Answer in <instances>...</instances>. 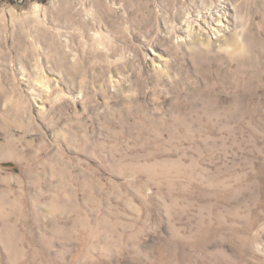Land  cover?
Listing matches in <instances>:
<instances>
[{"label": "rangeland", "instance_id": "374dc122", "mask_svg": "<svg viewBox=\"0 0 264 264\" xmlns=\"http://www.w3.org/2000/svg\"><path fill=\"white\" fill-rule=\"evenodd\" d=\"M0 264H264V0H0Z\"/></svg>", "mask_w": 264, "mask_h": 264}, {"label": "bare ground", "instance_id": "6f19581e", "mask_svg": "<svg viewBox=\"0 0 264 264\" xmlns=\"http://www.w3.org/2000/svg\"><path fill=\"white\" fill-rule=\"evenodd\" d=\"M209 16H212V15L209 13V14H207L205 17H203L202 20L204 19V20L207 22V19L210 18ZM211 20H213V19H211Z\"/></svg>", "mask_w": 264, "mask_h": 264}]
</instances>
